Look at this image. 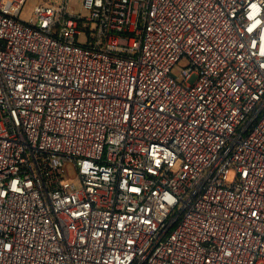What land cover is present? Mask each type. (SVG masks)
<instances>
[{"label":"built area","instance_id":"2783aa9c","mask_svg":"<svg viewBox=\"0 0 264 264\" xmlns=\"http://www.w3.org/2000/svg\"><path fill=\"white\" fill-rule=\"evenodd\" d=\"M28 1L0 0V264H264V0Z\"/></svg>","mask_w":264,"mask_h":264},{"label":"rangeland","instance_id":"374dc122","mask_svg":"<svg viewBox=\"0 0 264 264\" xmlns=\"http://www.w3.org/2000/svg\"><path fill=\"white\" fill-rule=\"evenodd\" d=\"M53 2L59 3L62 0H52ZM37 0H29L25 7L24 10L21 13V17L25 19L26 21H30L32 17L33 10L35 8ZM68 6L71 10H73V13L78 14L81 13L82 15L87 14V9L83 7L82 0H69ZM182 66L184 64H181ZM68 171L72 177L75 176V170L72 167V165L68 166Z\"/></svg>","mask_w":264,"mask_h":264}]
</instances>
